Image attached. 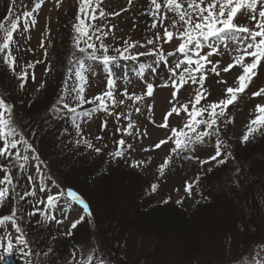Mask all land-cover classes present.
Segmentation results:
<instances>
[{
  "label": "snow or ice",
  "instance_id": "obj_1",
  "mask_svg": "<svg viewBox=\"0 0 264 264\" xmlns=\"http://www.w3.org/2000/svg\"><path fill=\"white\" fill-rule=\"evenodd\" d=\"M123 2L126 7L109 12L103 6L105 0H76V14L71 26L73 51L66 62L65 78L57 97L46 112L51 120L70 125L61 128L57 136L60 141L58 147L68 149L70 145L72 151L83 148L85 154L96 157L103 154L108 148L104 136L91 138L85 134L83 127L84 122L103 113L114 118L116 126L111 134L114 137L113 148L107 151L97 175L108 174L109 166L118 167L121 164L140 173L149 171L154 161L151 153L166 146L167 154L152 169L155 180L150 183L148 192L156 193L167 175L184 164H191L198 169L194 178L185 180L183 184L188 198H192L194 191L200 197L196 200L197 204L210 201L211 196L205 195L200 185L206 176L217 172L223 173L221 179L225 186L241 191L245 169H250L251 163L241 164L237 159L234 142L246 148L264 138V85L256 84L261 75L260 70L264 68V0H144L147 11L141 9L139 14L147 17L145 27L152 34L151 38L144 43H129L128 39H124L121 46L110 48L105 41L116 26L102 22L109 17L120 16L134 6V0ZM17 3L18 0H10L6 14L0 19V67L10 74L17 88L23 92L29 80L35 83L38 64H45V76L52 71L45 46L51 40L50 29H46L39 45L44 58L20 63L16 53L34 50L25 47L17 36L30 41V32L38 24V15L46 0H32L30 6L21 4L20 9H17ZM61 3L62 0H55L57 7ZM241 18L244 22H240ZM174 41L177 46L165 53L163 44ZM149 45L152 47L146 52H133L137 46ZM110 51L116 55L109 54ZM226 51L234 53L230 62L222 64L221 60L213 59L222 57ZM118 56L131 60L140 56L152 58V64H141L137 72L144 85L142 93L129 92L127 87L119 90L117 80L109 69L104 89L88 96L87 61H102L104 65H110ZM161 66L164 69L163 75ZM234 69L238 71L232 84L220 78L222 73L229 74ZM146 73L159 77L162 82L156 84L148 80ZM210 75L219 78L216 82L223 86L221 98L210 99L212 93L206 86ZM45 86L46 81L42 80L36 91H42ZM157 88L170 89L169 107L159 120L155 118L153 104L148 102L149 98L154 97ZM185 88L194 91L181 102L179 94ZM117 92L122 98L117 99ZM245 95L253 100L259 98V101L251 109L237 137L234 134L235 115L231 108L237 107ZM33 102L29 100L28 106L31 107ZM126 102H131V110L115 111L118 107L126 108ZM19 103L24 102L21 100ZM141 104L145 106L142 108ZM133 113L144 115L152 126L164 129L165 136L150 146L139 143L150 137L148 129L138 124ZM175 118H179L181 123H171V119ZM108 127L109 120L101 119L100 132H105ZM37 131L33 128L30 134L25 133L17 122L15 104L7 97L0 96V205L6 198L14 200L10 213L0 216V226L10 225V230L0 227V264L14 250L22 253L25 264H40L41 259L59 256L54 245L46 250L34 251L21 227L25 217L20 214V203L28 197L37 198L38 192L46 193L45 198L35 199L32 211L27 213L28 218L39 215L41 220L38 223L54 222L57 226L64 224V218L58 219L54 212L61 201L68 208L78 210L68 230L53 235V241L59 237L72 238L74 230L86 222L92 230L88 245H73L66 259L57 258L56 264H113L111 252L105 250L98 236L90 204L78 190L62 184L58 177L51 174L47 160L42 158L40 148L34 143ZM64 137L68 139H62ZM201 152L208 154L202 157L199 154ZM133 153L147 154V158H136ZM30 168L35 170V175L30 172ZM20 177L28 185L23 192L18 191ZM49 185L55 187V193L48 192ZM170 202L171 196L160 201L162 205ZM175 203L181 206L183 198L177 199ZM258 204L264 207V195L259 197ZM245 206H248L247 201ZM251 211L249 208V214ZM250 225L251 220L237 221L235 230L224 232L222 245L225 258L222 264H264V235L258 242L254 241L257 247L249 246L248 250L234 255V243L238 237L242 238L251 231ZM252 234L255 236V233ZM123 246L126 247V243Z\"/></svg>",
  "mask_w": 264,
  "mask_h": 264
},
{
  "label": "rangeland",
  "instance_id": "obj_2",
  "mask_svg": "<svg viewBox=\"0 0 264 264\" xmlns=\"http://www.w3.org/2000/svg\"><path fill=\"white\" fill-rule=\"evenodd\" d=\"M70 1L71 0H67L68 4L67 2L61 3V6H64L65 8L58 9L55 4V0H46L45 6L39 12L38 24L30 32V41L24 42L23 38H21V43L25 47H30L34 50L32 53L35 55L33 57L36 58V60L44 58L43 50L39 47L40 41L42 39V33H46V29H50V38L53 39L54 33L57 32L56 28L58 27L56 26L57 24L53 23L55 17L58 14L65 15V13H67L66 15L68 16L70 15ZM9 2V0H0V3L4 4H0V10L2 12L6 6H9ZM21 3L28 7L31 5L32 0H21ZM103 6L107 11L111 12L126 7V4L123 2V0H105ZM141 9L147 11L144 0L143 5L137 7L133 6V8L129 11L122 12L120 16L114 18L109 17L103 21L102 23L106 25L116 26L114 32L109 35L107 40L112 44L121 46L124 39H128L129 43L134 41L144 43L146 39L151 38L152 34L147 32L145 27L147 17L139 14ZM2 16L0 14L1 18ZM142 19H145V22H143ZM240 22H244V20L241 18ZM99 23L101 22H98V24ZM46 45L48 44H45V46ZM176 46L177 42L175 41L173 43H165L163 44V50L165 53H167L168 51L174 50ZM150 47L152 46H137L133 52L143 53L146 52ZM229 47L231 48V45ZM50 54L51 51L48 52L47 61L49 60ZM233 54L234 53L230 54L226 51L222 57H213V59H219L221 60L222 64H226L227 62H230L231 55ZM30 56V54L28 56L26 55L27 59H31ZM120 61L122 62L121 65L118 63V60H116L110 69L117 80L119 90L127 87L129 92L141 94L144 90V85L138 78L137 72L141 64H152V58L148 56H141L139 60L124 59ZM44 68L45 64H38L36 66V84L32 86L29 85L26 91L17 92V90H15L16 86L13 84V81L11 82L10 80V74L0 67V96L7 97L9 101H12L15 104L17 122L25 133L30 134L31 129L33 128L38 130L37 140L34 141V143L39 144L41 151L47 149L46 153H44V159H46L48 162L51 174L58 177L62 184L71 186L78 190L90 203L95 216L98 236L102 240L105 250L111 252L110 259L113 261V263H115L117 260H120L121 262L123 258H126V264H222V261L225 258L222 245L223 234L228 229L235 230L237 221L244 222L251 220V231L246 236L237 238V241L233 245V248L235 249L234 255L241 254L249 246H251L254 241L258 242L261 239V236L264 235V207L258 204V200L254 201V198L248 200L250 201L248 206H241V204L237 207L234 205L230 206L229 210L232 211L233 214L230 211H228L227 214H222L219 209L214 210V212L216 211L218 213V217L214 216L213 213L209 215L206 212H199L198 214H200V217H198V221L200 223L197 225H195L196 221L194 222V220L187 215L184 217V215L180 214V210L172 212L173 210L179 208L175 201L177 199L183 198V204L180 207L184 208H182L184 212H187L188 214L191 213V206L189 207L188 205L184 204L186 202H191L193 196L192 198H188L183 190L184 181L194 178L198 170L196 166L191 164H184V166L181 167V171L184 172H173L172 175L167 176L166 180L162 181L160 184L158 189L160 193L157 194L158 197H156L154 200L160 202L162 199H164V196L171 194L170 207L161 210L158 208L154 210V212H149L151 216L140 219V217L137 216L138 214H136L134 211L133 206H131V200L127 195L122 197L121 201L115 202V192L113 191L115 186L114 184H116V182L120 179V176L124 179H127V176L121 175L119 174L120 172L117 173L115 171V169H119V171H121L123 169L121 166L115 169H113L114 167H111L108 170V174L97 175V172L101 170L104 164V156H106L107 151L113 148L114 139V137L111 135L113 131H109L107 129L103 133L100 132L99 125L101 119L103 118V114L98 115L95 122H84L83 125L89 126L90 130L95 129L97 135H103L105 142L108 144V148L104 150V156L97 158L94 164L85 159L80 161L81 167H79L80 165L74 166V164L68 163V158L66 156H62V148L58 149L56 147L54 150L52 149L54 144H60L59 140V142L54 141L58 136L57 131L60 129V127H54L52 130L44 128L41 126L42 124H39L41 117L36 111H30L31 109L27 110L23 108L19 102L15 101V98H20V101H25V96L41 92H37L36 89L42 80L48 79L44 75ZM90 69L92 70V79L89 82L88 87L91 90L90 93L92 96L104 89L106 79L105 76L100 73V68L98 66H93V68L90 67ZM263 69L264 68H262V70ZM160 71L163 75V66H161ZM237 71V69H234L229 74L222 73L220 78L225 79L229 82V84H232ZM146 78L150 81H154L156 84L162 82L159 77H153L150 73H146ZM217 79L219 78L210 75L206 81V86L212 93L210 99H218L222 97L223 86L216 82ZM191 91L194 90L188 88L181 90L179 94V100L183 102L188 99L190 94L189 92ZM219 94L220 97L218 96ZM120 98L122 97H120L117 92V99ZM169 98L170 89L168 88H157L154 92V97L149 98L148 102L153 104L155 118L157 120L162 117L165 110L169 107ZM254 101L255 102L250 109H239V111L235 109V111H233L235 113L236 120L234 125L235 136L238 137L241 134V126L246 121V119L249 118L250 111L254 107L255 103L259 101V98H256ZM126 104V108L122 109L118 107L115 111L131 110V102H126ZM140 106L143 108L145 105L141 104ZM133 116L138 124L142 126V128H147L149 132L150 138L143 139L139 143H142L145 146H150L153 142L165 136V130L152 126L144 115H137L133 113ZM108 118L109 126H115L114 118ZM171 123L177 124L181 123V121L179 118H175L171 119ZM229 135H232V133H229ZM133 142L135 143V141ZM234 143L237 144L238 142ZM79 152V156H88L80 150ZM167 152L168 147L166 148L165 146L162 148V150H156L155 152L151 153V155L154 157V161L149 171L140 173L132 170V179L127 180L130 186H134V189H137V191H142L144 189L147 190L150 183L155 180V174L152 169H154L155 164L162 161V157H164ZM205 153L208 154L207 152H201L199 154L203 155ZM133 155L136 156V158H147V154L144 153H133ZM91 160L92 159H90V161ZM77 167H79V169ZM129 171L131 170L129 169ZM30 172L33 173L35 170L30 168ZM38 183L39 181L37 184ZM206 183L207 181H201L200 186L202 189L205 188ZM51 189H54V187L49 185L48 192L55 193L56 189H54L53 192ZM177 189H179V191H177ZM258 189V195H264V184L259 185ZM256 191L257 187H255L254 190L250 192V194L256 193ZM193 193H195V191ZM140 195V201L143 197H145L146 204L148 205L150 203L148 194L142 193ZM45 196L46 193L41 194V197L45 198ZM220 198H222V196H220ZM138 199L139 198L136 200L138 201ZM61 202L63 203V201ZM61 202L59 204H61ZM221 204L228 205L227 200L222 198ZM249 208L252 209L251 214H249ZM77 212V209H71L69 217L70 219L68 222L77 217ZM117 213L121 214L119 221L116 220ZM153 216L156 218H153L155 220L154 222L153 219H151ZM219 217L224 219V223H222ZM37 219L41 220V217L38 215ZM127 221H129L131 225L127 224ZM35 222L37 223V221ZM0 227H3L5 230H10V225L7 224ZM79 228L84 229V243L85 245H88L92 237V230L89 224L86 222ZM65 231H67V229ZM252 233H255V236H253ZM13 235H15V233ZM64 239L67 238L60 237L56 239V245H54L55 252L58 253L59 256H51L48 260L41 259L40 264H56L57 258L66 259L67 253L73 245L68 246V241L66 240L65 242ZM125 243L126 247L123 246ZM78 244L80 245V242ZM257 246L258 244L255 245V247ZM39 250H41V248H39Z\"/></svg>",
  "mask_w": 264,
  "mask_h": 264
},
{
  "label": "trees",
  "instance_id": "obj_3",
  "mask_svg": "<svg viewBox=\"0 0 264 264\" xmlns=\"http://www.w3.org/2000/svg\"><path fill=\"white\" fill-rule=\"evenodd\" d=\"M76 3V2H75ZM1 5H4L2 3H0ZM0 5V7H1ZM6 10H7V6L4 8L3 12L0 10V14L2 16V19L4 17V15L6 14ZM3 13V14H2ZM67 13H65V15L62 14H58L55 17V20L53 23L57 24L56 26H58L56 28L57 32L54 33V37L53 39L50 38L51 43L46 45L48 52L51 51V54L49 55V60L51 62V66H52V71L46 76L48 79L44 80L46 81V86L45 88L40 92V93H36V94H32V95H27L25 96V101H23L24 103L21 104L23 106V108L30 110V111H36L37 114L41 117L39 120V124H42L41 126H43L44 128H47L49 130H52L54 127H59V124L57 121H53L51 120V118L49 116L46 115L47 109L49 107V105H51L56 97L57 94L59 92V89L62 85V82L65 78V73H66V68H67V60L69 58V54L73 51V47H72V37H73V33H72V23L74 22V16L75 14H70L69 16L66 15ZM1 19V17H0ZM54 25V24H53ZM105 43H107L110 48H114L116 46H114V44H111L107 39L105 41ZM110 53H114V51H110ZM32 56L33 53L31 52ZM34 59V58H33ZM35 60V59H34ZM261 75L259 77V79L256 81L257 85H264V69L262 70L261 68ZM45 77V78H46ZM11 82L13 81V84L16 86V81L10 77ZM37 82V75H36V81L35 83H33L31 80H29V83L26 85V89L29 87V85H34ZM255 88V85L253 86V90ZM26 89L24 91H26ZM15 90H17V92H19L20 90L17 88V86L15 87ZM220 97V94L218 95ZM29 100H33L34 102L31 104V107L28 106V101ZM15 101L19 102L20 98L17 99L15 98ZM254 103L253 99L250 98V96L245 95L244 98L242 99V101L239 103V105L237 107H233L231 108V111H235V109H246L250 106H252V104ZM19 104V103H18ZM27 107V108H26ZM43 111V112H41ZM41 113V114H40ZM234 113V112H233ZM47 121V123H46ZM43 122V123H42ZM64 126H68V125H61L60 129L57 131V135H59L61 128ZM64 140H67L68 137H64L62 138ZM55 142H59L58 139L56 138V140H54ZM60 143V142H59ZM58 143V144H59ZM236 153H237V159L241 161V164L244 165L246 163H251V168L245 169V179L242 180V185H243V189L241 191H237L231 187L225 186V184L223 183L221 177L223 176L222 172H217L215 174L206 176L203 181H207L205 188L203 189V192L205 195H210L211 199L208 202H201L199 204L196 203V200L200 199V197L196 194L193 193V198L191 200V202L189 203H185L184 205H188L189 207L191 206L192 210L191 213L188 214L187 212H184L182 210L183 207H180L178 209L173 210L172 212H175L176 210H180V214L184 215V217H186V215L188 217H190L191 219L194 220V222L196 221L197 225L198 223H200L198 221V217H200V214H198L199 212H203V213H207V214H211L213 213L214 216L218 217V213L214 210L215 209H219L221 211L222 214H227L230 208V206H238L241 204V206H245V201H247L248 203L250 201V199L254 198L255 200H259V189L258 186L261 184H264V138L259 139L255 144H251L248 145L246 148H241L238 143L236 144ZM61 149L62 147H58L57 143L53 145L52 149L54 150L55 148ZM63 149V148H62ZM71 146L69 145L68 149H63V157H67L68 158V163L70 164H74V166L76 165H80L79 167H81V163L80 161H83L86 159L85 156L83 155H78L79 149H77L76 151H72L70 150ZM46 153L47 149L41 151L42 153ZM207 155L206 153L201 155L202 157ZM87 161L89 159H86ZM93 164L95 163V161H90ZM180 162L177 161V165H179ZM79 167H77L79 169ZM114 166H110L108 168V170ZM177 166L173 172L176 171H180V172H184L181 171V167ZM207 167V166H205ZM117 167H114L113 169H115ZM127 169V170H126ZM115 171L121 175H125L127 176V179H124L123 177L120 176V179L116 182V184H114V192H115V196H114V200L115 202H119L121 201L122 197L124 196H128L129 199L131 200V206H133L134 211L136 212V214H138L137 216L140 217V219L147 218L149 216H151L149 214V212H154V210L158 209H164V208H168L170 207V203L167 205H162L159 201H155L154 198H149L150 199V203L147 205L146 204V199L145 197L142 198V200L140 201V197L142 193L145 194H149V192L147 190H140L137 191V189H134V186H130V184L127 182V180H131L132 179V170L129 171L128 168L124 167L121 171H119V169H115ZM173 172H171V174H173ZM118 174V175H119ZM170 174V173H169ZM99 177V176H98ZM102 180V179H101ZM100 180V181H101ZM257 187V191L256 193H251L254 188ZM256 190V189H255ZM111 194V193H110ZM250 194V195H249ZM140 195V196H138ZM149 196V195H148ZM168 196L171 195H166L163 198H166ZM220 196H222V198H225L227 200V204L228 205H222L221 204V199ZM138 199V202L136 199ZM235 198V199H232ZM163 200V199H162ZM223 206V207H222ZM226 208V209H224ZM233 208V207H232ZM20 209L22 210V213L24 214L23 216L25 217L24 221V225H29V229L31 232V238H38V239H44L42 244H46V248L47 246L50 247L53 245H56V240L53 241L51 239V237L53 236L51 234V232L48 229H44L42 226L38 225L35 223V227L33 226L32 223V219L27 217V213L32 211V209L30 208V201L26 200L24 202L20 203ZM184 209V208H183ZM0 216L7 214V210H6V204H4L1 208H0ZM171 210V208H170ZM232 212V211H230ZM262 212V211H261ZM187 213V214H186ZM233 214V212H232ZM264 214V213H263ZM121 214L117 213V218L116 220L119 221ZM155 216H153L151 219H153ZM156 219V218H154ZM153 219V222L155 221ZM219 219L222 221V223H224V219L220 218ZM150 222V221H149ZM127 224L131 225L129 221L126 222ZM128 226V225H126ZM80 227V226H79ZM78 227V230H74V235L72 238H67L64 239L65 242L66 240L68 241V246L69 245H79L78 243L80 242V245H85V238H84V229H80ZM44 231V233H43ZM29 234V231H28ZM60 238V237H59ZM256 243H253L251 245V247H255ZM249 248V247H248ZM248 248L246 250H248ZM245 250V251H246ZM126 258H123V260H121L122 264H126ZM120 260H117L115 262V264H121ZM25 264V263H24Z\"/></svg>",
  "mask_w": 264,
  "mask_h": 264
},
{
  "label": "bare ground",
  "instance_id": "obj_4",
  "mask_svg": "<svg viewBox=\"0 0 264 264\" xmlns=\"http://www.w3.org/2000/svg\"><path fill=\"white\" fill-rule=\"evenodd\" d=\"M143 5V0H134V6H141ZM143 22H145V19H142Z\"/></svg>",
  "mask_w": 264,
  "mask_h": 264
}]
</instances>
